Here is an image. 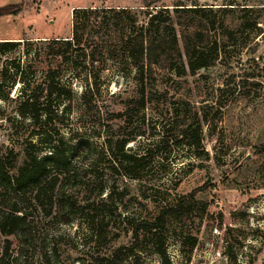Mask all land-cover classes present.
Instances as JSON below:
<instances>
[{
  "label": "rangeland",
  "instance_id": "374dc122",
  "mask_svg": "<svg viewBox=\"0 0 264 264\" xmlns=\"http://www.w3.org/2000/svg\"><path fill=\"white\" fill-rule=\"evenodd\" d=\"M17 5V16L0 17V43H20L0 52V153L29 150L40 160L62 143L63 151H74L50 170L55 190L49 208L36 209L34 198L32 208L21 196L0 198L17 199L27 213L25 229L0 236V264H86L91 256H109L132 244L131 219L153 222L183 197L198 218L190 227L179 217L161 226L171 264H264V0H0V8ZM146 5L171 12L177 5H233L239 10L232 26L240 9L251 8L259 30L236 34L204 78L176 79L180 91L172 82L159 85L162 95L152 103L138 94L134 70L109 53L96 78L77 59L51 62L48 41L70 37L75 9L128 8L143 21ZM49 70L68 95L49 126L35 125L18 108L26 89L36 96L47 87ZM203 109L214 123L203 121ZM197 123L201 148L175 146L182 129ZM121 137L133 139L127 152L153 157L135 178L123 175L109 151ZM140 254L141 264H162L148 240Z\"/></svg>",
  "mask_w": 264,
  "mask_h": 264
},
{
  "label": "trees",
  "instance_id": "16d2710c",
  "mask_svg": "<svg viewBox=\"0 0 264 264\" xmlns=\"http://www.w3.org/2000/svg\"><path fill=\"white\" fill-rule=\"evenodd\" d=\"M152 7L145 6L147 10L143 21L139 19L140 13L128 8L75 9L70 37L53 38L48 41L50 46H53L51 62L60 61L68 64L77 59L76 65L88 70L89 74L96 78L104 53H109L113 58L123 59L134 70L138 94L143 100H146L147 96V100L152 103L162 95L158 90L159 85L165 86L172 82L171 88L180 91V84L175 82L176 79L198 75L204 78L205 76L201 74L208 72L222 61L236 34L241 36L246 32L251 36L259 30L257 20L249 18L254 10L251 8L240 9L242 15L238 17V23L232 26L230 21L234 18L235 10H239L237 8H185L177 5L171 12L164 7L150 10ZM20 12L19 5L4 7L0 8V17L17 16ZM101 42L106 43V47L103 48ZM17 44L20 43L1 42L0 52L11 51ZM55 76L56 73L49 70L47 87L39 88L36 96L28 93L30 92L28 89L25 90L18 108L21 117L33 121L35 125L51 124L55 113L53 109L60 106L58 101L63 96L68 95L56 83ZM218 91L221 94L226 92L222 88ZM143 100L141 103L144 107ZM137 104L140 105L139 102ZM202 114L204 122L216 121L215 117L209 118V112L205 109ZM123 116L124 114L115 115L116 118ZM200 131V123H197L196 127L187 126L180 132L175 146L199 150L202 146ZM132 140L121 137L109 147L117 168L129 178H135L148 168L153 158L151 154H147L148 151L127 152L125 149ZM161 144L164 149L168 147V142L164 141ZM62 146L63 143L61 149L60 145L51 147L49 149L51 153L40 160L29 150H26L23 156L13 150L0 153V198L12 195L18 199L21 196L20 200H26L27 206L31 208L33 205L31 206L30 200L34 198L33 207L40 210L49 208L52 202L50 195L55 190L53 181L48 179L50 170L60 164L66 153L74 151L73 147H67L66 151H63ZM29 194L31 197L27 200ZM17 199L0 200V236L2 237L12 238L25 229L27 213H23V209L18 208ZM186 201V197H183L175 205L167 206L153 222H137L133 219L129 222L127 219L131 225L132 244L121 246L109 256H91L86 264H122L127 260H131L132 264H141L140 252L143 243L147 240L154 246L162 264H171L165 239L160 235L159 230L170 218H184L189 227L191 226L198 216L194 215ZM193 240L191 248L197 245L196 239ZM183 244H186V240Z\"/></svg>",
  "mask_w": 264,
  "mask_h": 264
}]
</instances>
